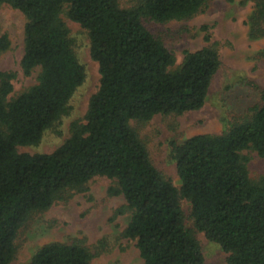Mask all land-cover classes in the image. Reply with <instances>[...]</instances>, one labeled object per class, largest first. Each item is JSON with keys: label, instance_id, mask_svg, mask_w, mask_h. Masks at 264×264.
Masks as SVG:
<instances>
[{"label": "trees", "instance_id": "obj_1", "mask_svg": "<svg viewBox=\"0 0 264 264\" xmlns=\"http://www.w3.org/2000/svg\"><path fill=\"white\" fill-rule=\"evenodd\" d=\"M254 2L249 36L264 39V0ZM26 18L21 70L37 83L11 98L13 72H0V264H11L16 238L34 213L49 210L71 192H84L95 177L116 181L110 194L123 196L131 213L124 236L136 241L145 264H207L186 225L181 200L190 203L194 228L227 253L228 264H264V179L250 177L252 151L264 158V89L242 79L236 86L257 90L258 104L247 120L221 135L202 134L172 142L180 189L152 163L131 121L181 116L201 110L221 67L218 49L174 54L145 26L190 19L207 0H138L123 9L119 0H0ZM79 24L98 63L100 87L91 97L85 123L52 154L20 153L38 146L47 130L68 114L85 83L62 15ZM206 42L210 36L206 35ZM0 39V53L8 49ZM264 59V47L259 54ZM78 244L50 243L27 264H92Z\"/></svg>", "mask_w": 264, "mask_h": 264}, {"label": "rangeland", "instance_id": "obj_2", "mask_svg": "<svg viewBox=\"0 0 264 264\" xmlns=\"http://www.w3.org/2000/svg\"><path fill=\"white\" fill-rule=\"evenodd\" d=\"M137 3L138 0H119L123 9ZM253 11L251 0H207L204 10L187 20L165 24L145 20L148 30L174 54L177 66L182 63L185 51L194 52L213 45L221 60L201 110L181 116L158 115L145 123L131 121L154 166L178 189L181 180L177 163L171 156V143L184 142L202 134L221 135L237 121L249 119L251 109L258 104L254 87L236 86L242 79H247L264 89V59L259 56L264 39L252 40L249 36V17ZM62 20L69 28L73 51L85 67L87 79L71 99L68 114L45 132L38 146L19 147L20 153L55 152L71 137L72 123H85L90 99L100 87L99 66L91 57L87 31L64 14ZM26 23L20 11L6 4L0 5V39L6 36L9 44L8 49L0 53V72L16 74L11 98L35 85L40 73L37 69L31 76H25L20 67ZM206 35L210 36V42L205 41ZM244 155L250 158L251 179H264V158L252 151H246ZM116 184L107 177H95L84 192L73 191L64 200H57L49 210L32 214L17 235V253L11 264H27L38 249L50 243L81 245L92 254V264H145L136 241L124 236L131 213L117 214L126 202L123 196L110 194ZM181 205L187 216L186 225L194 232L206 263L228 264L229 255L220 245L194 228L190 203L182 199Z\"/></svg>", "mask_w": 264, "mask_h": 264}]
</instances>
